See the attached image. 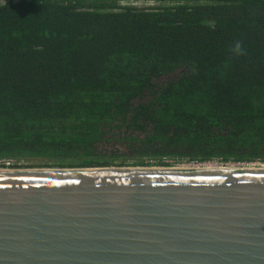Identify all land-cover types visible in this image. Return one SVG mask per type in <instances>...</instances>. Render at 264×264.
<instances>
[{
    "label": "trees",
    "instance_id": "obj_1",
    "mask_svg": "<svg viewBox=\"0 0 264 264\" xmlns=\"http://www.w3.org/2000/svg\"><path fill=\"white\" fill-rule=\"evenodd\" d=\"M127 1L0 0V159L264 164V0Z\"/></svg>",
    "mask_w": 264,
    "mask_h": 264
},
{
    "label": "water",
    "instance_id": "obj_2",
    "mask_svg": "<svg viewBox=\"0 0 264 264\" xmlns=\"http://www.w3.org/2000/svg\"><path fill=\"white\" fill-rule=\"evenodd\" d=\"M0 264H264V166L0 167Z\"/></svg>",
    "mask_w": 264,
    "mask_h": 264
},
{
    "label": "rangeland",
    "instance_id": "obj_3",
    "mask_svg": "<svg viewBox=\"0 0 264 264\" xmlns=\"http://www.w3.org/2000/svg\"><path fill=\"white\" fill-rule=\"evenodd\" d=\"M126 4H131V5L134 4V5H136L138 7H141V8H150V7H155V6H159L160 5L159 2L150 1V0H133L131 2L127 1ZM138 160L146 162L144 165H140V166H155V167L164 166V167H167V166L179 165V166L192 167V168L196 167V166H191L193 162H188L185 159L184 160H175L174 158L144 156V158L143 157L142 158H138ZM126 161L129 164L133 165L134 158H128ZM115 162H117V161H115ZM14 163H16V162L14 161ZM29 163L32 164V165L38 166V167H41V165L45 164V162L43 160H32ZM208 166H212V165H207L205 167H202V166H198V167L199 168H206ZM242 166L260 167V166H263V165L261 163H259V162H254V163H245V164H241L239 166L237 165V166H234V167H242ZM0 167H2V166L0 165ZM212 167L223 168V167H218L216 165H213ZM3 168H7V167H3ZM9 168H16V167H9Z\"/></svg>",
    "mask_w": 264,
    "mask_h": 264
},
{
    "label": "built area",
    "instance_id": "obj_4",
    "mask_svg": "<svg viewBox=\"0 0 264 264\" xmlns=\"http://www.w3.org/2000/svg\"><path fill=\"white\" fill-rule=\"evenodd\" d=\"M191 162H193L191 166H202V167H205L207 165H216L218 167H232V166H237V165L239 166L241 164H245V163H238V162H220L218 160L210 161V162H196V161H191ZM12 164H15L13 160L0 159V165H5V167L7 168L11 167ZM262 165L264 166V164ZM174 167H184V166L175 165Z\"/></svg>",
    "mask_w": 264,
    "mask_h": 264
},
{
    "label": "clouds",
    "instance_id": "obj_5",
    "mask_svg": "<svg viewBox=\"0 0 264 264\" xmlns=\"http://www.w3.org/2000/svg\"><path fill=\"white\" fill-rule=\"evenodd\" d=\"M235 52H237V53H241V51H242V49H241V43L240 42H237L236 44H235Z\"/></svg>",
    "mask_w": 264,
    "mask_h": 264
},
{
    "label": "bare ground",
    "instance_id": "obj_6",
    "mask_svg": "<svg viewBox=\"0 0 264 264\" xmlns=\"http://www.w3.org/2000/svg\"><path fill=\"white\" fill-rule=\"evenodd\" d=\"M212 166H208L206 168H199L198 166H196L195 168H197V169H216L215 167H212ZM232 167H234V166H232ZM251 167H253V166H251ZM179 168H185V167H179ZM188 169H192V167H188ZM219 169H221V168H219Z\"/></svg>",
    "mask_w": 264,
    "mask_h": 264
}]
</instances>
